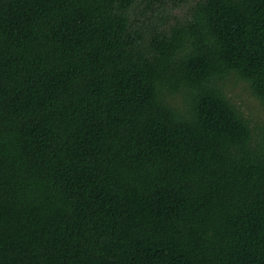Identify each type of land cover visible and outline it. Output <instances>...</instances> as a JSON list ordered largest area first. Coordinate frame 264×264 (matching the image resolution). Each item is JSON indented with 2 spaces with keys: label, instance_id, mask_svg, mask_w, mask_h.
Returning a JSON list of instances; mask_svg holds the SVG:
<instances>
[{
  "label": "trees",
  "instance_id": "16d2710c",
  "mask_svg": "<svg viewBox=\"0 0 264 264\" xmlns=\"http://www.w3.org/2000/svg\"><path fill=\"white\" fill-rule=\"evenodd\" d=\"M264 0H0V264H264Z\"/></svg>",
  "mask_w": 264,
  "mask_h": 264
},
{
  "label": "rangeland",
  "instance_id": "374dc122",
  "mask_svg": "<svg viewBox=\"0 0 264 264\" xmlns=\"http://www.w3.org/2000/svg\"><path fill=\"white\" fill-rule=\"evenodd\" d=\"M227 86L229 95L251 117L253 124L260 130L264 126V105L254 95L248 83L233 76Z\"/></svg>",
  "mask_w": 264,
  "mask_h": 264
}]
</instances>
